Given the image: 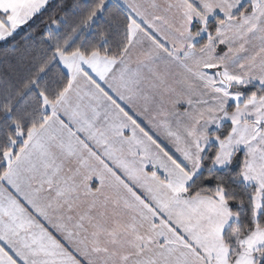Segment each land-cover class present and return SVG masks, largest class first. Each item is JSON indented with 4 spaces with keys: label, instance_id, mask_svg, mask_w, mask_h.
Segmentation results:
<instances>
[{
    "label": "snow or ice",
    "instance_id": "snow-or-ice-1",
    "mask_svg": "<svg viewBox=\"0 0 264 264\" xmlns=\"http://www.w3.org/2000/svg\"><path fill=\"white\" fill-rule=\"evenodd\" d=\"M0 264H264V0H0Z\"/></svg>",
    "mask_w": 264,
    "mask_h": 264
},
{
    "label": "crops",
    "instance_id": "crops-1",
    "mask_svg": "<svg viewBox=\"0 0 264 264\" xmlns=\"http://www.w3.org/2000/svg\"><path fill=\"white\" fill-rule=\"evenodd\" d=\"M140 2H142V3H145V4H149V3H151V2H156V3H158V4H161V5H164V4H166L167 3V0H140ZM134 56H135V53H134ZM111 94V93H110ZM115 98V97H114ZM75 102H77V101H75V99H74V103ZM79 103H82V104H84V105H87L88 104V102H89V100H88V97L87 96H84V98H83V100H81V101H78ZM119 102V101H118ZM123 106V105H122ZM142 106H143V102H139L138 104H137V106H136V109H135V111L136 112H140L141 111V109H142ZM127 110V109H126ZM139 119L141 120V121H143V123H142V126H144L145 127V130L147 131L149 128H151L152 126L148 123V121L144 118V116L143 115H141L140 117H139ZM153 131H154V129H153ZM127 134V133H126ZM151 134V133H150ZM162 139H163V137H162ZM167 142V141H166ZM92 183H94L96 186H99V181H98V179L97 178H93V181H92Z\"/></svg>",
    "mask_w": 264,
    "mask_h": 264
},
{
    "label": "rangeland",
    "instance_id": "rangeland-1",
    "mask_svg": "<svg viewBox=\"0 0 264 264\" xmlns=\"http://www.w3.org/2000/svg\"><path fill=\"white\" fill-rule=\"evenodd\" d=\"M167 143V142H166Z\"/></svg>",
    "mask_w": 264,
    "mask_h": 264
}]
</instances>
